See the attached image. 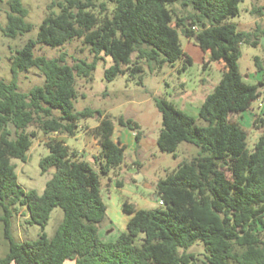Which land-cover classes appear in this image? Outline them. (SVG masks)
Listing matches in <instances>:
<instances>
[{
    "label": "trees",
    "instance_id": "trees-1",
    "mask_svg": "<svg viewBox=\"0 0 264 264\" xmlns=\"http://www.w3.org/2000/svg\"><path fill=\"white\" fill-rule=\"evenodd\" d=\"M242 2L52 0L36 38L10 58V81L0 80V223L7 243L0 264H194L193 255L186 251L197 242L205 247L204 264H264V133L249 152L246 133L229 120L232 114L248 111L260 96L261 83L246 84L238 70L240 46L258 47L264 37V31H238L229 23L238 16ZM7 7L2 35L16 39L29 33L32 26L25 21L28 13L21 1L9 0ZM251 13L260 14L262 8ZM180 34L200 42L196 46L208 54L204 66L218 63L221 78L199 108L203 127L165 99H154L161 116L156 147L174 158L182 143L193 145L199 153L157 181L154 194L161 206L135 210L124 204L122 209L130 216L125 231L115 241L105 242L98 235L107 211L100 177H108L123 164L125 147L114 143V122L109 116L90 109L74 111L76 79H89L101 55L112 61L104 71L107 82L139 76L143 63L151 71L152 65L180 63L177 72H181L192 60L181 49ZM77 39L88 46L92 62L68 66L63 55L34 56L38 45L58 48ZM255 65L262 69L257 58ZM30 69L40 72L43 84L21 93L18 75ZM89 118L98 122L91 130L100 149L94 164L81 161L63 141L50 140L39 169L41 174L52 170L51 179L41 195L24 191L11 160L25 162L35 138L27 129L35 125L44 136L73 138L79 122ZM116 124L132 133L137 130L123 117ZM139 139L135 133V142ZM16 206L26 209L30 225L39 226L35 241L17 243L12 238ZM56 208L62 220L48 238L44 229Z\"/></svg>",
    "mask_w": 264,
    "mask_h": 264
},
{
    "label": "rangeland",
    "instance_id": "rangeland-1",
    "mask_svg": "<svg viewBox=\"0 0 264 264\" xmlns=\"http://www.w3.org/2000/svg\"><path fill=\"white\" fill-rule=\"evenodd\" d=\"M8 1L0 0V27L5 26L6 23ZM20 1L27 10L25 21L32 26V30L16 39H8L0 31V80L4 82H9L11 79L10 58L28 40L36 38L39 27L48 14V6L52 2V0ZM257 8H262V13H251L252 9ZM238 10V16L229 19V23L234 24L238 31L255 32L257 29L264 31V0H243ZM52 11L56 14L59 12L57 8H53ZM179 41L182 51L192 60V64L181 72H177L180 63L174 67L163 65L157 68L152 65L151 67L154 68L152 71L147 64L143 63V72L139 76L132 78L124 75L107 82L104 80V71L112 65V61L109 57L101 55L89 79H76L75 88L78 98L74 102L75 112H81L84 109L100 111L113 120L114 126H117L118 117L131 120L137 126L134 134L138 133L140 138L134 152H131V148L127 146L124 162L118 169L108 177H100L102 199L107 211L104 221L99 225L98 235L100 238L104 237V241H114L122 231L124 217H129L122 209L124 204L135 207L140 198L139 192L151 193L155 190L157 181L174 171L180 163L189 162L199 153V149L193 145L182 143L178 146L176 158H174L172 154L162 153L156 147V140L161 129V116L154 105V99H165L179 111L194 118L196 126L203 127L205 124L198 119L199 108L204 98L213 91L221 78L218 63L210 62L204 66V63L208 61V54H203L193 39H186L180 34ZM33 52L35 57L47 59H57L63 55L64 62L68 66H73L79 61L90 63L93 59L88 46L80 39L70 41L58 48L38 45ZM256 58L259 60L261 70L255 65ZM132 60H135V55H132ZM237 64L242 80L246 84L261 83L260 96L252 103L250 109L242 114L229 116V120L239 125L246 133V148L250 152L259 136L264 133V123H261V121L264 122V51L262 47L241 45ZM42 84L43 76L36 69H30L18 75V90L21 93H27L31 88ZM97 123L95 118L80 121L73 138L57 134L44 136L35 125L30 126L27 132H34L35 138L32 139L31 147L26 152L25 162L11 160L21 188L24 191H35L38 195L43 193L53 171L41 174L39 161L48 155L45 143L50 140L63 141L71 150L78 153L81 161L94 164L93 158L99 154L100 149L91 135V130L97 126ZM132 138L134 140V135ZM132 159L137 161L136 164L130 163ZM136 169H140V174L144 177L141 183L128 174ZM113 180L121 184L125 183L126 186L118 193L112 192L111 195H106L108 194L106 186ZM27 219L26 209L16 206L11 219V235L17 243L35 241L41 231L39 226L30 225ZM61 220V210L54 209L44 229L48 238L53 236ZM110 224L113 226V234ZM6 252L7 243L3 239L0 223V258ZM186 253L193 255L194 264H204L206 252L201 242L191 246ZM64 264H73V262L66 261Z\"/></svg>",
    "mask_w": 264,
    "mask_h": 264
},
{
    "label": "crops",
    "instance_id": "crops-1",
    "mask_svg": "<svg viewBox=\"0 0 264 264\" xmlns=\"http://www.w3.org/2000/svg\"><path fill=\"white\" fill-rule=\"evenodd\" d=\"M133 135H134V133L130 132L127 129L120 127L119 125H117V126H114V133H113L112 139H113L114 143L118 144L119 146H124L125 151H126L127 146H129L131 148L130 151L134 152L136 147L138 146V143H136L135 140H132ZM136 162L137 161L135 159H132L130 163L136 164ZM128 174H130V176H136V174H138L140 176V177L138 176V178H139V179H137V180H139L138 182L141 183L144 181L143 175L140 174V169H136V171L128 173ZM122 178H123V176H122ZM135 182H136V180H135ZM127 185H129V183H127ZM125 186H126L125 183L121 184L117 180H113L112 182H110L109 185L106 186V190H108V194H106V195H111L112 192L118 193L122 189H124ZM136 191H137V189H136ZM102 194H103V192H101V196L103 197ZM139 194H140L139 195L140 198L138 200V203L134 207L135 210H152V209H155L158 207L157 197L155 196L154 191H152L151 193L139 192ZM129 219H130V216L126 217V218L124 217L123 228H122V231H120V233L125 231V227H126V224H127ZM109 226L111 227V229H112L111 233L113 234L114 232H113L112 224H110ZM118 235L116 236V238L118 237ZM116 238L114 239V241L116 240ZM100 239L103 241L105 240L104 237L100 238ZM105 242H108V241H105Z\"/></svg>",
    "mask_w": 264,
    "mask_h": 264
},
{
    "label": "water",
    "instance_id": "water-1",
    "mask_svg": "<svg viewBox=\"0 0 264 264\" xmlns=\"http://www.w3.org/2000/svg\"><path fill=\"white\" fill-rule=\"evenodd\" d=\"M199 41L198 40H196V45H199ZM260 46L262 47V49H263V51H264V37H261V39H260ZM138 174H136V176H134V178L137 180V179H139L138 178ZM140 177V176H139Z\"/></svg>",
    "mask_w": 264,
    "mask_h": 264
},
{
    "label": "built area",
    "instance_id": "built-area-1",
    "mask_svg": "<svg viewBox=\"0 0 264 264\" xmlns=\"http://www.w3.org/2000/svg\"><path fill=\"white\" fill-rule=\"evenodd\" d=\"M193 30L196 31L195 28H193ZM263 75H264V74H263ZM157 204H158V206H161V205H162V202H161V201H158Z\"/></svg>",
    "mask_w": 264,
    "mask_h": 264
}]
</instances>
